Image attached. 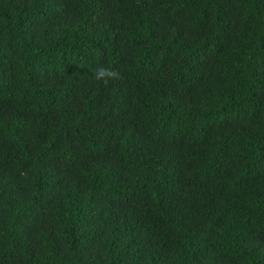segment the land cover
Here are the masks:
<instances>
[{"label": "trees", "instance_id": "trees-1", "mask_svg": "<svg viewBox=\"0 0 264 264\" xmlns=\"http://www.w3.org/2000/svg\"><path fill=\"white\" fill-rule=\"evenodd\" d=\"M0 264H264V0H0Z\"/></svg>", "mask_w": 264, "mask_h": 264}, {"label": "clouds", "instance_id": "clouds-1", "mask_svg": "<svg viewBox=\"0 0 264 264\" xmlns=\"http://www.w3.org/2000/svg\"><path fill=\"white\" fill-rule=\"evenodd\" d=\"M119 73L113 69L110 68H103L97 70L96 78L97 79H103L105 83L108 82V79H116L119 78Z\"/></svg>", "mask_w": 264, "mask_h": 264}]
</instances>
